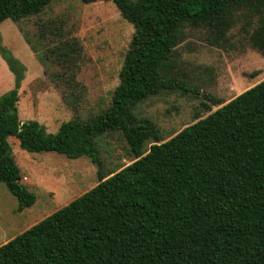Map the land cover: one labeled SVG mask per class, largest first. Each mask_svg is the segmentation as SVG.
<instances>
[{
	"label": "trees",
	"instance_id": "1",
	"mask_svg": "<svg viewBox=\"0 0 264 264\" xmlns=\"http://www.w3.org/2000/svg\"><path fill=\"white\" fill-rule=\"evenodd\" d=\"M53 1L0 0V25L38 16ZM79 1L112 2L135 30L111 105L56 133L38 121L21 122L26 68L0 48L16 78L15 89L0 98V183L18 212L35 205L8 142L16 138L32 154L90 159L99 184L1 246L0 264H264V81L216 103L218 110L166 142L155 123L134 113L164 88L175 89L172 59L189 27L205 28L218 44L245 10L258 18L250 44L264 57V0ZM53 31L40 29L41 41H60L40 55L21 29L38 60L61 58L60 76L74 82L77 44ZM111 132H122L135 161L105 174L98 139Z\"/></svg>",
	"mask_w": 264,
	"mask_h": 264
},
{
	"label": "rangeland",
	"instance_id": "2",
	"mask_svg": "<svg viewBox=\"0 0 264 264\" xmlns=\"http://www.w3.org/2000/svg\"><path fill=\"white\" fill-rule=\"evenodd\" d=\"M235 20L218 44L205 28L189 27L172 59L170 77L177 80L175 89L164 88L136 107V117L155 123L165 142L218 110L221 106L216 103L227 104L264 81V57L250 44L258 18L243 10ZM47 27L55 33L59 29L70 44H77L69 74L74 75V82L60 76L66 71L58 63L61 58L41 63L21 33L22 29L28 34L43 55L47 46L57 49L60 43L39 39L40 29ZM134 33L133 25L112 2L54 0L38 16L20 23L3 22L0 48L26 68L20 121H38L49 133H56L65 122L86 121L109 108ZM178 83L185 88L176 90ZM15 84V75L0 53V98L14 90ZM8 142L22 172L21 183L37 201L18 212V201L0 183V247L99 184L98 168L86 157L74 160L57 153L32 154L22 150L16 138ZM98 146L105 174L117 173L135 161L122 132L103 135ZM151 146L148 142L142 151L148 152Z\"/></svg>",
	"mask_w": 264,
	"mask_h": 264
},
{
	"label": "built area",
	"instance_id": "3",
	"mask_svg": "<svg viewBox=\"0 0 264 264\" xmlns=\"http://www.w3.org/2000/svg\"><path fill=\"white\" fill-rule=\"evenodd\" d=\"M26 179V178H25Z\"/></svg>",
	"mask_w": 264,
	"mask_h": 264
}]
</instances>
